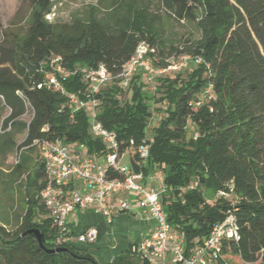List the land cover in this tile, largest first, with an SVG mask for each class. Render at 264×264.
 <instances>
[{
    "label": "trees",
    "instance_id": "1",
    "mask_svg": "<svg viewBox=\"0 0 264 264\" xmlns=\"http://www.w3.org/2000/svg\"><path fill=\"white\" fill-rule=\"evenodd\" d=\"M28 2L32 14L26 34L0 42V96L11 117L26 114L28 103L32 107L23 144L60 139L70 147H86L90 155L104 154L106 144L90 133L87 112L72 116L68 96L47 77L52 60L60 57L61 66L71 72L59 75L63 87L87 100L88 83L75 70L103 66L111 81L94 95L98 119L116 131L121 153L150 140L148 165L141 168L140 163L136 171L148 175L151 168L165 166L162 202L172 227L191 246L233 212L239 237L223 240V263L233 264L230 256H236L237 264H264V0H161L170 16L196 24L199 32L172 47L168 56L190 55L202 62L161 76L152 105L142 94L141 70L126 88L120 76L143 41L156 50L150 54L154 67L171 65L159 40L158 17L148 6L120 1L114 20L95 15L88 21L51 23V0ZM209 84L213 97L205 95ZM196 101H202L197 108ZM153 105L164 116L148 139ZM108 175L124 177L111 170ZM47 183L39 159L24 181L28 208L16 215L15 225L0 222V264H100L88 247L61 239L63 232L40 196ZM229 183L236 204L233 198H210ZM32 229L42 232L45 247L63 249L48 252ZM136 247L130 244L107 264H149Z\"/></svg>",
    "mask_w": 264,
    "mask_h": 264
},
{
    "label": "built area",
    "instance_id": "2",
    "mask_svg": "<svg viewBox=\"0 0 264 264\" xmlns=\"http://www.w3.org/2000/svg\"><path fill=\"white\" fill-rule=\"evenodd\" d=\"M155 52V48L146 41L138 45L134 56L120 75L124 88L139 70L162 74L178 67L171 63L166 68L154 70L150 54ZM60 59L56 57L52 60L53 70L47 74L48 83L68 96L72 116L81 109L87 112L90 133L102 139L107 147L104 154L94 156L88 153L86 147H70L60 139L37 140L34 143L45 164L48 180L40 196L63 232L61 239H72L66 225L69 215L77 209H94L109 220L117 214L127 212L129 215H140L149 224V229L136 247L149 264H230L223 263L222 244L226 238L239 237L234 213L229 212L223 221L216 223L203 241L188 246L184 234L174 229L168 221L162 202V194L166 190L164 173L154 167L151 179L156 185L148 188L145 182L147 175L143 169L133 171L120 165L124 153L119 150L118 135L116 131L107 129L98 119L99 101L94 95L111 81L106 69L100 66L80 67L75 70L83 74L89 86L88 99H80L63 87L59 75L67 77L71 72L61 66ZM182 60L180 69L202 62L201 57L192 58L190 55H182ZM205 95L214 96L213 84L207 85ZM193 103L197 108L202 101ZM28 106L31 110L29 103ZM150 155L148 142L137 146V156L142 167L148 165ZM109 170L122 173L124 177H110ZM218 197L233 198V204H236L238 196L234 194V184L229 183L227 189L220 190ZM76 238L80 242L93 243L98 238V231L90 227Z\"/></svg>",
    "mask_w": 264,
    "mask_h": 264
},
{
    "label": "rangeland",
    "instance_id": "3",
    "mask_svg": "<svg viewBox=\"0 0 264 264\" xmlns=\"http://www.w3.org/2000/svg\"><path fill=\"white\" fill-rule=\"evenodd\" d=\"M120 1H134L139 5L145 4L148 6L151 13L155 14L158 18L155 22L156 28L159 34V40L163 42V47L165 49V57L168 60L178 66L175 70H170L166 73L159 74L148 73L142 71L143 79L145 85L142 87V94L144 98L152 105L155 102V94L158 91L159 78L161 76H166L173 74L174 71H179L180 63H182V56H168L169 51L172 47L178 46L188 37H198L199 32L196 24L187 21H178L174 17L170 16L161 4V0H51L52 12L47 16V19L51 23H65L71 22L74 19H82L88 21L92 16H98L103 19H113V14L118 10ZM32 14V7L28 0H0V42L6 38L12 40L15 34L19 36H24L30 24ZM14 25L11 23H13ZM161 44L159 45V48ZM191 64V63H190ZM190 66V65H189ZM188 66V67H189ZM187 68V67H186ZM153 69L157 71L158 68ZM184 70H186L184 68ZM129 96V95H124ZM158 105H153L152 116L147 125V136L148 139L152 138L150 136L154 134L153 127L157 126L160 119L164 116L163 112H158L156 107ZM33 113L28 107L24 118L30 122ZM18 143L22 142V139H17ZM151 144L150 140H146ZM16 147V146H15ZM20 152V147L15 148V161L12 162L11 167L15 166L19 161L18 154ZM120 165H124L127 168L136 171L140 168V161L137 157V147L131 146L124 152V156L120 160ZM30 167V165H28ZM164 165L158 167V170H163ZM152 168L150 169V171ZM149 171V173H150ZM153 171V170H152ZM24 178L23 181H19L13 185H2L0 184V222H8L12 226L15 225L16 215L22 214L28 208V202L25 195L24 189ZM149 183V182H148ZM148 186V185H147ZM150 188V186H148ZM218 193V192H217ZM217 193L210 195L213 200L217 199ZM68 217V222L70 223ZM47 215H42L45 217ZM121 218L115 220L114 224H111L113 219H110V232H117L120 230V237L124 239L126 244H122L117 250H114L118 246V241L115 243H106L104 245L92 246L91 243H84L78 241L76 236L72 238V243H75L78 247H88L90 254L95 258L100 264H107L112 261L117 255L121 254L130 243L137 241V236L139 233L140 226H138V218L136 215H129L127 212H122L118 215ZM117 217V216H116ZM130 217V218H129ZM124 219V220H122ZM122 220V222H121ZM67 222V225H68ZM121 222V224H120ZM118 224L120 225L118 227ZM113 238V236H111ZM230 261L233 264L239 263L236 256H230ZM231 264V263H230Z\"/></svg>",
    "mask_w": 264,
    "mask_h": 264
},
{
    "label": "crops",
    "instance_id": "4",
    "mask_svg": "<svg viewBox=\"0 0 264 264\" xmlns=\"http://www.w3.org/2000/svg\"><path fill=\"white\" fill-rule=\"evenodd\" d=\"M25 114H22L17 117H11V108L6 104L3 96H0V184L2 185H13L19 181H23L27 176L32 173L35 169L38 160H41L40 153L36 145L33 144H23L27 136V127L29 121L24 118ZM22 139V142L19 144L17 139ZM17 142V143H16ZM16 146V147H15ZM20 147V152L18 154L19 161L18 163L11 167L12 162L15 161V148ZM30 165V167L28 166ZM141 168H143L141 166ZM152 173H149L146 178V185L153 187L156 185L151 179ZM149 182V183H148ZM117 214L111 219V224H114L115 220L119 217ZM117 216V217H116ZM69 218L70 223L68 222L67 230L68 235L72 238L87 228L93 227L98 231V238L95 242L91 243L92 246H99L108 243H115L118 241V246L114 250H117L122 244H126L123 238L120 237V230L116 233L110 232V221L105 217L103 213L97 212L94 209L80 210L77 209L72 212V215ZM130 218V217H129ZM138 218V226H140L139 233L137 236L138 243L143 238L144 234L149 229V224L142 219L140 215H136ZM124 220V219H122ZM121 220V222H122ZM120 222V224H121ZM120 225L118 224V227ZM113 236V238L111 237ZM69 241H72L70 238ZM132 244V243H130Z\"/></svg>",
    "mask_w": 264,
    "mask_h": 264
},
{
    "label": "water",
    "instance_id": "5",
    "mask_svg": "<svg viewBox=\"0 0 264 264\" xmlns=\"http://www.w3.org/2000/svg\"><path fill=\"white\" fill-rule=\"evenodd\" d=\"M30 232L35 234V236L37 237V239L40 242V245L42 247H44L48 252H57V251H60V250L63 249V248H52V249H49V248L45 247V245H44V237H43L42 232L39 229H32V230H30Z\"/></svg>",
    "mask_w": 264,
    "mask_h": 264
}]
</instances>
